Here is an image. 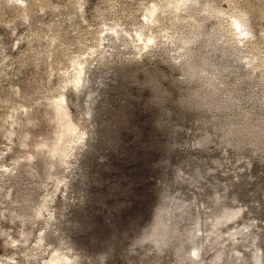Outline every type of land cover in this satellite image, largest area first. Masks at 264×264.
Instances as JSON below:
<instances>
[{"label": "rangeland", "instance_id": "rangeland-1", "mask_svg": "<svg viewBox=\"0 0 264 264\" xmlns=\"http://www.w3.org/2000/svg\"><path fill=\"white\" fill-rule=\"evenodd\" d=\"M174 1L0 0V264H51L54 250L70 264H197L196 244L201 264H253L256 250L264 261V154L251 153L264 138L223 142L204 124L262 123L264 0ZM193 94L212 99L205 114ZM59 98L86 136L64 162L42 146L59 132ZM119 240L113 259H94Z\"/></svg>", "mask_w": 264, "mask_h": 264}, {"label": "bare ground", "instance_id": "bare-ground-1", "mask_svg": "<svg viewBox=\"0 0 264 264\" xmlns=\"http://www.w3.org/2000/svg\"><path fill=\"white\" fill-rule=\"evenodd\" d=\"M188 1L189 0H177V1H174V2H176L175 3L176 9L179 8V7H181L182 5L185 6V4ZM171 4H173V2ZM194 5H196V3ZM150 8H151V10L149 9L150 10L149 11L150 12V16L147 15L148 16L147 23H149V24L151 23V20H153L156 6L154 5V7H150ZM177 11H176V13H178ZM165 13H167V12H165ZM195 19H197V18H195ZM154 20H155V17H154ZM243 20L240 17H238V16H232V19L230 21L231 24H232L233 30L237 34L241 35V38L246 37L250 33L249 30H248V28L245 26V22ZM152 23H154V22H152ZM154 24H156V23H154ZM150 26H151V24H150ZM115 32L116 31L113 30V32L111 33L113 35V37L116 36ZM143 34L144 33H143V29H142L141 31L138 32L139 38ZM152 40H153V36H151V37L149 36V38H147V41L145 40L146 45L149 42H151ZM182 43L185 44V42H182ZM71 67H73L72 74L70 72V74L72 75V77H71V79L70 78L69 79H70V82L73 85L74 90L78 91L85 84L86 70H85V67H84V63L83 62H80V61L79 62H73V64H72ZM52 105H53V109H54V112H55V116L58 117L59 132L56 134V136L52 139V141L50 143H44V144H42V146H44V147L47 146L48 147L49 156H51L52 158H56L60 162H64L66 160V157H67L68 153H69V150H73V148L78 143L83 142L84 139L86 138V136H85V133H82L81 134V133H79L77 131V126H76L77 124L75 125V122L72 120V118L70 116V113L68 112V106H67L66 103H64L63 99L59 98L57 100H54L52 102ZM238 213H239V211L228 212L222 218L221 221H223V220L224 221H232L238 215ZM240 232H242V230H236V231L231 232L229 235L232 236V237H234L233 235H236V234H238ZM190 256L194 260H197V262H198L197 264H201L200 263V261H201V246H200V244L194 245V247L192 248V250L190 252ZM261 256H262V253L260 251L256 250V253L254 254V262H253V264H264V261L262 260ZM74 258L75 257H73V259ZM49 259L50 260L48 262L51 263V264H70L71 261H72L71 258H70V256H68L67 254H60V253L58 254V250H54L53 251V257L52 258H49Z\"/></svg>", "mask_w": 264, "mask_h": 264}, {"label": "trees", "instance_id": "trees-1", "mask_svg": "<svg viewBox=\"0 0 264 264\" xmlns=\"http://www.w3.org/2000/svg\"><path fill=\"white\" fill-rule=\"evenodd\" d=\"M155 95L156 97H158V95L160 96V94H162V90L160 89V87L156 84L155 85ZM186 104L189 107L192 108H196L197 110H199V112H202V114L206 113V106L208 104H211L212 99H204L201 96H197V94H193L190 96L186 97ZM214 105L215 106H222L221 102H216L214 101ZM204 124L205 126H212V130H214V132L216 131L219 138H221L223 140V142H230L232 140V138H234L235 136H239L240 138H242V140L244 138H246L248 135L247 134H253L255 136H260L262 138H264V116H262V123L258 125V128H253L250 124H246L245 126H243L244 128H237L234 124H232V122L227 121V122H218L215 121L211 118L205 117L204 118ZM168 129L172 130L173 132H177L176 131V126L172 125V124H168L166 126ZM215 135V134H214ZM212 137L211 136H207V134H205L201 140H198L196 142L197 145H202L204 142H206L207 140H211ZM177 145V142L174 140L172 142H170L168 144V148L170 150V152H172V150H174V147ZM242 148L241 145L236 147V150H240ZM252 154H255L258 156V158L262 159V154H264V144H260L257 145L254 150H252L251 152ZM167 162H170V160H166ZM249 168L250 166H253V162H251L250 164H248ZM191 177L194 180H200V178L203 177V174L200 173V168H198V166L195 168L194 172H192V176H188ZM169 183V184H168ZM168 187H170V185H173L175 182L174 180H169L168 181ZM176 194V193H175ZM171 194H169L170 196ZM174 195V194H173ZM216 194H213L211 199H213L215 201V196ZM220 196V194H219ZM171 198V197H169ZM144 240L146 241L147 239L145 238L144 234H140L139 236H137L136 238H133L132 240V244L129 246L128 251H129V261L132 260V258L135 256L134 253L137 252L136 247L140 244H142L144 242ZM122 250V246H120V240H119V244L117 245H111L109 248H107V250H104L103 252H98V254H96V257L94 259L97 260H103V261H107L109 258L113 259L114 255L116 252Z\"/></svg>", "mask_w": 264, "mask_h": 264}]
</instances>
